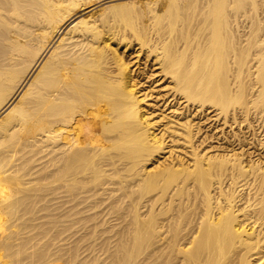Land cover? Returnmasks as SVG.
Here are the masks:
<instances>
[{
  "label": "bare ground",
  "instance_id": "1",
  "mask_svg": "<svg viewBox=\"0 0 264 264\" xmlns=\"http://www.w3.org/2000/svg\"><path fill=\"white\" fill-rule=\"evenodd\" d=\"M210 1L0 0V264H264V164L194 122L264 119V21Z\"/></svg>",
  "mask_w": 264,
  "mask_h": 264
},
{
  "label": "rangeland",
  "instance_id": "2",
  "mask_svg": "<svg viewBox=\"0 0 264 264\" xmlns=\"http://www.w3.org/2000/svg\"><path fill=\"white\" fill-rule=\"evenodd\" d=\"M183 1L184 2H187L188 0L187 1L186 0H183ZM183 1L181 2V0H180V2L182 3L181 6L184 5V7H185L186 4H183L184 3ZM205 1L208 2V5L207 6H204L205 4L202 3L201 4L202 7L201 6L199 7L198 3L205 2ZM229 1H230V4L231 5H229L228 12L230 10H233V9H231V8H233V4H234V3L232 4V2L235 1V0H229ZM209 2H211V1L210 0L209 1H207V0L200 1L199 0V2L197 1V3L195 5L196 6L198 5L197 7L199 8V10H197L198 9L197 7L191 5V7H195L196 8L197 12L200 11L201 13L200 12L197 13L196 11L194 12L195 8H193L194 10L191 8L193 10L192 11L190 9V4H189L190 2L188 3L189 5L187 4L186 8L189 7V10L192 11V12L187 11L186 8H184V7H183L184 8L183 11H186L187 13L189 12L188 15H191L192 17H194V18H191L193 20V22H196V20H199V22L201 24L202 23L207 24L206 23L207 21H208V23H210L209 22V19L213 20L214 18L211 15H209V14H212L213 13V12L211 13L212 8H215L216 9V6H214L213 5L214 3H213L212 5L214 7H211L212 5L209 7V5H210ZM257 2L258 1H254V3L257 4V6L258 5L260 6V3H261V5L263 4V6H264V0H259V2L258 3ZM192 3L194 4L193 1H191V4ZM150 4L148 6H146V7H151V6L153 7L154 6L153 3H152V5H150ZM259 6L257 7V10H259V11H256V9H254V10H255L256 15H259L256 18H259L260 17L259 18V21L262 23V21H264V19H263L264 18V15H263L264 14L263 13L264 10H262L264 7L263 6H260V8L262 7L260 9ZM146 7H145L144 4H141V5L136 4V5H132L131 8H129V7H126V9L122 8V11H125L127 13H128V10H130V9L131 10H134V13H137V15H133L134 13L132 11H129V12H132V13H130V14H132V16L128 18L127 16L129 14L127 15V13H125L127 16H124L125 18H123V19H131L133 16H139V15H141L142 19L140 17H137V20L139 21V23L136 22L137 20L134 21L136 19V17H135V19H132L133 20V23H138L140 25L141 23H150V22H152V20L150 21V19H152V18H150V17H152V14L149 17V19H147V17L149 16V13H147ZM249 7L250 6L247 7V15H248V17L247 16L244 17L242 15L241 18H240V20H239V17L240 16L238 17L237 21L239 20L238 21L239 22L238 23L239 25L238 24L235 25L236 21H234V19H233L235 17H232L234 10L232 11V13L230 11V14H231V17H232L231 18L232 19L231 22L232 21H234V22L233 23H230V29L229 30H232L233 33H235V35L239 32L238 34H239V38L240 39L237 38V35H236V38L234 39L235 41H238L239 40V43L238 44L240 46L237 43L235 44L236 46H239V48H241L244 45H247V42L249 43L251 41H255V39L258 41L257 44H260V45L264 44V41H262V40H264V39H262V38H264L263 35H261V38H258L260 35L257 37V34H255V39H253V40H252V37L249 36V33H251V32L249 30L250 28L248 26L249 25L248 20L250 19V17H249L250 16V13H251L250 11H254L252 7H250V8ZM140 8H141V10H139ZM181 9H182V7H181ZM138 10H139V12H138ZM214 11L217 12L216 10H214ZM186 12L185 13L183 12V13L186 15ZM193 12H194V15L195 16H193ZM118 13H120V12L118 11ZM146 13L148 14V16H147ZM255 13L253 12V14H255ZM122 14H124V12ZM198 14H200V15H198ZM203 14H205V16ZM253 14H251V15H253ZM185 15H184V17H185ZM181 16L183 17V14ZM206 16H207V21L204 22L205 20H203V18L206 19ZM121 17H123V16H121ZM246 17L249 18V19L246 20L247 19ZM116 18L117 17H115V21H117ZM187 18H188V16L186 15V20H187ZM118 19H121V18L118 17ZM123 19H122V21H123ZM242 19H244V20L242 21ZM188 20H190V19H188ZM200 20L201 21L203 20V22H201ZM115 21H114V23L117 25L118 24L117 23L118 21L117 22H115ZM128 22L130 23V21H128ZM199 22L197 21L196 23H199ZM243 22H245L246 24L243 23ZM247 22H248V24H247ZM120 23L125 24L124 22H121V21H120ZM231 24H232V26H231ZM240 24H241V26H240ZM231 28H233L234 30L231 29ZM262 29H264V28H262ZM262 32H264V31L263 30H260V32H258V33L259 34L260 33L263 34ZM240 43H242V44H240ZM132 51H134L132 48L129 49V50H126V54L128 55ZM244 75L246 76V74H244ZM244 81H245V79H244ZM252 89L256 90L257 89V86H252ZM155 90H153V92L151 90L148 92V93L152 92V93H150V96L148 97V98L151 97L150 99H152V100L149 99L148 102H153V100H159V99H156L155 98V95L157 94V91H158V90H156V92H155ZM248 105L251 106L250 104H248ZM250 110H251V112H253V108H250ZM237 112L238 113L236 115V120L234 122H232L231 124L230 123L227 124L222 119L216 118L214 116V112L212 111V109H209L206 112H204V113L196 116L194 122L200 121V125L202 123H204L205 128H207V132H206L207 133V136L209 137V139L207 140V144L208 145L211 144L214 147L211 150L217 148V149L222 150V151L223 150L224 151H227V150L229 151L231 148H234L233 149V152L236 151L237 154L239 155V157L242 160H244L246 162H248V161H259L260 163L264 164V119L262 118L263 114L252 117L251 115L246 114L244 111H242L240 109H238ZM196 113H198V112H196ZM173 150H174L175 153H177L178 155H180V158L183 157L184 158V161H186L187 157H190L187 153H185V151L187 149L182 150L181 147H173Z\"/></svg>",
  "mask_w": 264,
  "mask_h": 264
}]
</instances>
